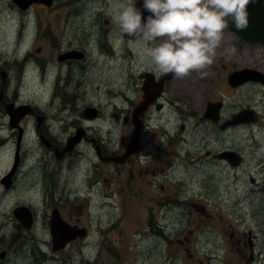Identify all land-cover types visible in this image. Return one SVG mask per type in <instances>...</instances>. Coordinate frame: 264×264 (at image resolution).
<instances>
[{
  "label": "rangeland",
  "instance_id": "374dc122",
  "mask_svg": "<svg viewBox=\"0 0 264 264\" xmlns=\"http://www.w3.org/2000/svg\"><path fill=\"white\" fill-rule=\"evenodd\" d=\"M85 1L53 0L52 7H56L53 11L37 3L30 13H25L14 0H0V69L15 75L20 70L15 67V59L30 49L33 60L42 61L51 53L54 38L60 39L62 33L70 31L71 37L76 38L94 28L97 10L104 11L100 27L111 23L112 31L118 30L114 9L126 5V0H109L106 10L103 2ZM106 18L110 23L107 24ZM224 33L226 38L213 63L220 77L213 73L209 79L192 72L185 78L193 85L211 88L208 96L223 98L230 111L264 102L263 92L256 94L245 89L235 93L224 88L222 63L251 65L255 60L252 55L256 60L264 58V48L239 41L227 28ZM233 47L235 53L230 54L227 49ZM89 50L98 66L85 77L88 82L82 89L79 105L81 110L86 104L106 105L105 117L94 125V132L109 142L117 141L119 128L114 130L117 121L110 104L113 86L108 79L113 73L105 69V59H100L95 49ZM38 65L36 62L26 70L24 78L13 77L12 92H18L24 102L53 113V107L48 106L52 91L39 81ZM118 81L123 85V74ZM200 132L193 123L187 126L186 136L192 137H189L191 152L182 151L179 158L161 156L164 168L171 160L176 170L167 168L154 183L151 175L141 176L139 168L133 176L122 169L116 172L108 165H101L102 170L96 171L95 152L90 143L82 145L74 158L62 163L48 157L47 168L34 170L32 167L40 162L39 152L43 150L30 132L23 142L25 161L17 173L15 186L11 187L14 174L11 189L7 188L0 196V264H264V199L250 181L260 177L256 175V131L242 133L240 146L250 167L237 172L207 158L206 153L218 147L215 139L207 138L210 143L202 141ZM15 150V139L0 146V184L14 167ZM257 156H262V150ZM43 191L45 195L48 193L47 201ZM61 199L74 212V218L81 219L87 236L54 252L50 228L52 205ZM21 206L37 215L31 230L25 229L14 215ZM233 231L246 242L249 234H254L253 263L249 248L245 256L237 250L231 238ZM3 253L5 257L1 258Z\"/></svg>",
  "mask_w": 264,
  "mask_h": 264
},
{
  "label": "flooded vegetation",
  "instance_id": "af4514ba",
  "mask_svg": "<svg viewBox=\"0 0 264 264\" xmlns=\"http://www.w3.org/2000/svg\"><path fill=\"white\" fill-rule=\"evenodd\" d=\"M87 1L105 3L107 6H103L104 10L109 5V0ZM126 5L137 7L142 13V21L146 22L150 13L143 9V0H126ZM34 7L35 4L23 11L30 13ZM55 8L50 6L48 10L53 11ZM97 11L93 21L94 28L76 38L71 37L72 31L62 33L61 36L59 35L60 39L54 38L51 43V53H48L42 61L33 60L31 49L24 56L15 59V67L20 68L19 72L16 71L15 73L17 75L15 78L18 79L27 76L26 70L35 66L36 62L40 64L38 70L36 69L38 78L43 85L49 86L52 91L48 106L53 107V113L43 110L41 106L34 103L24 102L18 92H12L15 75L0 69V146H5L15 139V156L19 151L20 159L11 187L15 186L14 181L17 173L21 172L24 164L23 142L30 132L39 141V146L43 150L39 152L40 162L32 167L34 170L41 167L47 168L48 157H55L62 163L69 158H74L82 145L90 143L95 152L93 163L96 171L102 170L101 165H108L112 166L116 172L122 169L126 173L131 172L133 176V173L139 168L141 176L151 175L154 183L158 181V176H163L167 168L173 172L176 170V165L171 160L168 167L164 168V163L160 160L161 156L175 155L179 158L182 151L186 154L191 152L193 148L192 140L189 139L191 136H186V134L187 126L189 127L193 123V126L201 129L202 141L210 143L211 140H207V138L215 139L218 148H215V151H208L206 153L207 158L211 159V162L234 172L247 170L250 167L248 157L242 150L240 143L241 139L244 138L242 133L245 130L252 133L256 131V175L260 177H257L256 180L254 178L253 181L250 179V181L252 184H256V188L259 189V193H262L264 199V102L256 103V106L251 104L240 106L230 111L223 98L208 96L211 89L207 88L208 86L193 85L190 79L177 78L171 73H160L145 52L146 47L158 45L159 39L146 43L143 40H133L132 37L122 33L119 28L113 32L108 18H106L107 24L110 23V25L100 27L101 15L104 14V11ZM70 14L74 13H68V15ZM64 25L68 31L69 23ZM227 29L239 41L251 47H262L238 37L230 29V25ZM225 38L226 34L224 33V40ZM89 49H95L97 56L100 59H105V69L109 70V73H113L108 76V79L113 86L110 104L113 108V119L117 121L114 130L119 128L117 141L109 142L105 137L98 136V133L94 132L96 129L94 125H98L99 121L105 117L104 107L106 105L86 104L83 106V110H81L82 106L79 105L82 89L88 82L85 77L98 66V62L94 61L93 53ZM252 57L255 60L251 65L229 66L225 63L221 64L225 72L224 88L226 90L241 93L245 89H252V91H256V94L264 93V79L260 82L250 81L238 87L229 83V76L243 69H253L264 75V58L256 60V56L252 55ZM213 73L220 77V71L215 64L203 70V75L209 79ZM122 74L124 76L123 85L118 81V76ZM172 93L175 95L174 97ZM143 104L146 105V108L138 112ZM210 104L214 105L212 112L217 116L216 118L207 117ZM23 106L30 107L28 109L29 114L19 123H13L9 108L18 109ZM88 108L97 111L96 119L86 118ZM243 110L254 111L256 123L231 124L234 115ZM64 112L67 114H63ZM41 117L43 120L40 123L39 118ZM138 126V140L134 141ZM80 128H85L86 132L82 142L76 145L73 151H65L68 140ZM5 132L8 133L5 134ZM253 137H255L254 134ZM20 138L21 145L18 149ZM176 144L177 146H175ZM260 150H262V156H257ZM58 155L61 156V159H58ZM161 187L163 188L164 185L161 184ZM43 195L47 201L48 193L46 192L45 195L43 191ZM53 204L51 220L54 213L57 212L61 219L73 228L84 229L81 225V219L74 218V212L69 210L66 201L61 199L58 202H53ZM33 215L36 221L37 215L34 213ZM231 234V238L234 239L237 250L242 256H245L249 248L252 252L250 263H253L256 244H253L251 238L254 234H249L248 242L241 236L237 237L235 231Z\"/></svg>",
  "mask_w": 264,
  "mask_h": 264
},
{
  "label": "clouds",
  "instance_id": "9594fccd",
  "mask_svg": "<svg viewBox=\"0 0 264 264\" xmlns=\"http://www.w3.org/2000/svg\"><path fill=\"white\" fill-rule=\"evenodd\" d=\"M254 0H143V9L150 13L146 22L141 11L121 4L114 9L119 30L151 43L146 55L162 74L185 78L192 72L201 73L215 59L224 39V30L231 23L237 31L248 27L247 8ZM230 54L235 48L227 49Z\"/></svg>",
  "mask_w": 264,
  "mask_h": 264
},
{
  "label": "water",
  "instance_id": "95a60500",
  "mask_svg": "<svg viewBox=\"0 0 264 264\" xmlns=\"http://www.w3.org/2000/svg\"><path fill=\"white\" fill-rule=\"evenodd\" d=\"M14 2L22 9L27 10L32 5L36 3L45 4L47 7L52 6L53 0H14ZM248 11V27L243 31H237L234 26L230 25V29L241 39L247 41L251 44L260 45L264 48V0H254L250 3L247 8ZM264 79V75L253 69H243L236 71L229 76V83L234 87H238L247 82H260ZM146 105L143 104L140 106L138 112L144 110ZM214 105L210 104L207 117L216 118L212 112ZM30 107L23 106L18 109L9 108L10 116L13 123H19L26 115L29 114ZM86 118L94 120L97 118V111L93 108H88L86 111ZM43 117L39 118L41 123ZM242 122L256 123L255 113L252 110H243L240 113L234 115L233 121L231 124L237 125ZM85 128H80L76 134L68 140L67 147L65 151H73L76 145L82 142L83 136L85 135ZM139 126L137 127V132L134 138L138 140ZM21 145V138L18 142V149ZM64 151V152H65ZM228 155V154H227ZM230 155V153H229ZM232 155V154H231ZM58 159H61V156H57ZM20 163L19 151L16 153L14 167L11 173L5 177L0 184V196H2L7 188L10 187L11 177L15 174L16 169ZM16 219L21 223V225L27 229L31 230L34 226V215L30 208L26 206L18 207L14 211ZM51 235L53 242V250L57 252L59 250L66 249V247L76 239H83L87 236V229L82 228H73L70 224L64 222L60 215L55 212L51 220ZM5 257V253L1 255V258Z\"/></svg>",
  "mask_w": 264,
  "mask_h": 264
}]
</instances>
